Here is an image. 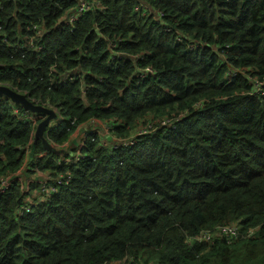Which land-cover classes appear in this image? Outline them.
Segmentation results:
<instances>
[{
  "label": "trees",
  "instance_id": "obj_1",
  "mask_svg": "<svg viewBox=\"0 0 264 264\" xmlns=\"http://www.w3.org/2000/svg\"><path fill=\"white\" fill-rule=\"evenodd\" d=\"M78 1L0 0V85L63 119L34 138L0 96V177L69 174L0 194V264H264V0H96L67 24ZM91 119L153 130L57 163Z\"/></svg>",
  "mask_w": 264,
  "mask_h": 264
},
{
  "label": "built area",
  "instance_id": "obj_2",
  "mask_svg": "<svg viewBox=\"0 0 264 264\" xmlns=\"http://www.w3.org/2000/svg\"><path fill=\"white\" fill-rule=\"evenodd\" d=\"M100 6L101 5L96 0H91V1L79 0L77 5H76V8L74 9V11H72L70 14H68L65 21L67 24H71L75 19H77V17L82 15L85 11H89V10H92L94 8L95 9L101 8ZM160 17H161V14L159 13L158 16L155 17L154 19L158 22L160 20ZM143 73H151V70L148 68H144L143 71L140 74H138V76H143ZM68 79H71V76H68ZM28 101H30V100H28ZM9 102L13 105H18V104L12 103L11 101H9ZM30 102L37 105V102L34 100L30 101ZM45 108L51 110L52 113L54 114V116H53V118H51L48 121L47 125L44 128L43 133H45L47 130L53 128L54 126L58 125L63 120L61 118V116L59 115L56 108H54V107L53 108L45 107ZM21 109H22L21 112H19L16 108H12V113L14 115H16L19 119H21L22 122H24V123L28 122L31 124L32 129H34L32 132V134L34 136V132H35V129H36L38 122H37V124L35 123L36 122L35 118L32 115L33 112H30V111L25 110L23 108H21ZM100 123H101L100 127L106 130V135L103 137H100L99 134L96 133L97 131H95V130H98L95 127L97 125H99ZM165 123H166V120H162V121H160L159 124L165 125ZM84 127H88L89 129L84 131V136L80 139V142L75 143V145L72 148L64 147L67 140L62 142V143H59V144H54V143L49 144V146H51L54 150L59 152L58 153L59 159H58L57 163H59L61 161L64 163H73V162L78 161L82 157L80 149L83 146L85 137L89 133L96 134L97 138L101 141V143L103 145L106 144L105 141L110 140V144L113 146V148H117L121 145H131L134 137L141 136V135L148 133V132H151L153 130L152 126L147 125L146 127H144V126L141 127L144 130L136 129L128 137L119 138V137L112 136L110 134L109 122L91 119L85 123L76 125L74 127L73 131L75 132L79 128H84ZM31 140L32 139L30 138L28 143L22 148L23 154L25 156L24 163L26 162V157H28L29 144L31 143ZM24 172H25V168H24V164H23L14 173L7 174L5 176H1L0 177V194L3 193L5 190H7L9 185L13 181L20 182V190L22 192L28 191V189H29L28 184L30 182H35L37 184L38 190L40 192H43V193L54 192L56 190V187L54 185H52L51 183H53L55 185H59V183L61 181L66 183L68 178H69L68 172H65L64 174H57V175L53 174L52 176L46 172H41L38 170H32L31 173H25L26 175H24ZM21 174L24 175V178H25L24 183H22V181L20 179ZM215 236L224 237L227 240H232V239H236V237L238 236V231H237L236 226H234L232 224H229V225L226 224V225L216 226L211 231H204V232L198 233L195 237H193V239L198 241V242L210 241ZM121 262H123V261H121ZM113 263L114 262L105 263V264H113Z\"/></svg>",
  "mask_w": 264,
  "mask_h": 264
},
{
  "label": "water",
  "instance_id": "obj_3",
  "mask_svg": "<svg viewBox=\"0 0 264 264\" xmlns=\"http://www.w3.org/2000/svg\"><path fill=\"white\" fill-rule=\"evenodd\" d=\"M0 95L8 99L14 104H18L21 108L28 110L33 113H42L44 118L38 122L35 132H34V138L41 136L44 132V128L47 125L48 121L53 118L54 114L51 110L42 107L40 105H35L28 101L26 97L14 90H12L9 87H6L4 85H0Z\"/></svg>",
  "mask_w": 264,
  "mask_h": 264
},
{
  "label": "rangeland",
  "instance_id": "obj_4",
  "mask_svg": "<svg viewBox=\"0 0 264 264\" xmlns=\"http://www.w3.org/2000/svg\"><path fill=\"white\" fill-rule=\"evenodd\" d=\"M100 125H101V123L95 127L98 129L95 131H97L96 133L99 134L100 137H103L106 135V130L101 128ZM87 129H89V128L84 127V128H79L75 132L73 131L72 134L69 135L67 142L65 143L64 147L72 148L75 145V143H79L80 139L84 136V131H86ZM140 129L144 130L143 128H140ZM20 179H21L22 183L25 182V178H24L23 174L20 175ZM113 264H124V262H115Z\"/></svg>",
  "mask_w": 264,
  "mask_h": 264
}]
</instances>
